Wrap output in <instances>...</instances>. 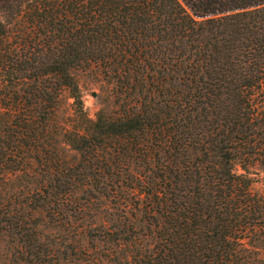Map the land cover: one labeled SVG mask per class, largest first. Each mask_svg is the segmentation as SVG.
Here are the masks:
<instances>
[{
	"label": "trees",
	"instance_id": "obj_1",
	"mask_svg": "<svg viewBox=\"0 0 264 264\" xmlns=\"http://www.w3.org/2000/svg\"><path fill=\"white\" fill-rule=\"evenodd\" d=\"M0 108V264H264V0H0Z\"/></svg>",
	"mask_w": 264,
	"mask_h": 264
},
{
	"label": "rangeland",
	"instance_id": "obj_2",
	"mask_svg": "<svg viewBox=\"0 0 264 264\" xmlns=\"http://www.w3.org/2000/svg\"><path fill=\"white\" fill-rule=\"evenodd\" d=\"M72 77L74 78L80 95L82 104V111L85 118L89 121H94L97 116L105 117L112 112L118 110L119 103L121 102V96L117 92L113 79L105 74L101 66L95 64H87L75 69L70 70ZM70 101L66 99L65 94L62 93V109L58 114V118L55 121L62 120L64 113H71L66 106ZM3 110L0 108V117ZM72 119L74 116H71ZM70 124L74 127L80 125L78 120H73ZM1 124V120H0ZM65 155H69L65 154ZM251 172V189L264 196V170H252ZM32 181H39V177H31ZM21 186L26 188L31 184L25 182H18ZM15 180L12 184H18ZM34 184V183H33ZM0 247L5 249L4 242L0 240ZM258 256L264 259V244L258 248Z\"/></svg>",
	"mask_w": 264,
	"mask_h": 264
}]
</instances>
